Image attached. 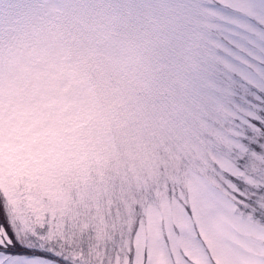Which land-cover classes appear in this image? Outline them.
I'll list each match as a JSON object with an SVG mask.
<instances>
[{
  "label": "snow or ice",
  "instance_id": "snow-or-ice-1",
  "mask_svg": "<svg viewBox=\"0 0 264 264\" xmlns=\"http://www.w3.org/2000/svg\"><path fill=\"white\" fill-rule=\"evenodd\" d=\"M0 264H264V0H0Z\"/></svg>",
  "mask_w": 264,
  "mask_h": 264
}]
</instances>
